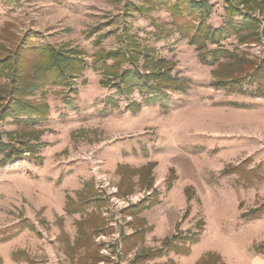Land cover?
Instances as JSON below:
<instances>
[{
    "label": "rangeland",
    "instance_id": "1",
    "mask_svg": "<svg viewBox=\"0 0 264 264\" xmlns=\"http://www.w3.org/2000/svg\"><path fill=\"white\" fill-rule=\"evenodd\" d=\"M179 1L0 0V99L32 84L24 98L47 118L0 119V264H132L143 250L156 255L144 264H177L180 253L136 236L143 224L126 210L167 197L187 172L192 199L173 234L199 232L220 257L211 264H264V0H196L215 28L231 12L261 21L255 43L207 49L187 36L193 0L172 10ZM128 69L184 86L148 104L138 88L117 92L111 78ZM87 182L100 205L59 213Z\"/></svg>",
    "mask_w": 264,
    "mask_h": 264
},
{
    "label": "trees",
    "instance_id": "2",
    "mask_svg": "<svg viewBox=\"0 0 264 264\" xmlns=\"http://www.w3.org/2000/svg\"><path fill=\"white\" fill-rule=\"evenodd\" d=\"M178 1V0H177ZM182 0L177 2L181 3ZM191 3V2H190ZM173 6L171 9L174 11H178L182 6ZM188 4L186 7L189 11L191 10L193 13L197 12L199 15L198 20L200 21L197 26H193V30H195V34L189 35L190 41L197 45V48L203 49L208 48L209 43L211 45L220 46L225 41L235 38L238 39L239 42L243 44H251L255 43L256 40L260 39V27L261 21L255 18L254 16L245 15L241 18L236 16L234 12H231L226 22L221 27H213L211 25H206L205 15L206 13H210L211 5L209 1L200 2L193 0L192 5ZM237 7V6H236ZM199 12V13H198ZM240 12V11H239ZM237 12V13H239ZM241 13V12H240ZM239 13V14H240ZM237 14V15H239ZM191 30V29H190ZM189 30V31H190ZM188 32V30H186ZM264 34V29L262 31ZM219 50H224V48H216ZM208 52H214L213 49H208ZM216 51V50H215ZM123 53V52H122ZM117 54V53H116ZM120 56V55H119ZM104 57V56H103ZM105 58V57H104ZM151 71V70H150ZM20 75V74H19ZM65 77H60L59 80H63ZM113 84L116 86L117 92L120 93H128V91L133 90L134 88H138L145 96V103H155L156 101L164 100L166 101L169 97L167 90L172 89H182L184 86L182 81L178 78H174L171 74H168L166 70L160 71H151L148 74L142 73L135 69H128L122 72V75L117 77H112ZM119 80V81H118ZM225 82H220L218 86H223ZM228 87V86H227ZM235 88V87H234ZM33 85L28 83H20L19 86L17 83L13 84L12 88L8 90V99L5 102L4 106H0V119L8 118V117H20L23 118L27 123H38L43 122V120L47 119L45 113L42 110H39L36 104H34L30 100H26L24 97L30 93H32ZM4 99H0V101H5ZM2 105V104H1ZM135 106V104H131L130 106ZM136 106H141V103ZM9 150L13 151V155L22 154L23 147L18 148L15 145L8 146ZM152 165H148L145 168H151ZM227 172V171H226ZM229 173V172H228ZM147 186H151L148 184ZM89 192V194H85L84 192ZM132 189L125 194H131ZM186 193L188 199H192V193L190 187L186 188ZM102 196L98 190L94 188V186L87 182L85 184V189H83V193L79 194L77 200L69 198V201L66 205V210L68 212H80L84 210L86 207L90 206L94 201L100 202L102 201ZM159 202L158 198H152V196L148 198H144L138 203L130 205L128 210H126L131 215L135 216V219L139 221V223L143 224L139 230H136V236L143 237L146 233L147 229L144 226V221L139 218V215L148 208H151L153 205ZM199 230H202V227L199 226ZM199 232H189L187 235L182 236L180 233L174 235L173 237L166 238L162 241V249L167 248V251H176L177 253H188L190 251L189 246H185L187 243H194L199 240ZM180 240L182 244H178ZM160 251V250H159ZM160 256L161 253H158ZM156 257L150 255V252L143 250L142 254L136 256V260L132 264H144L145 261L154 259ZM220 259L215 253H208L199 263L197 264H211L213 263L214 258ZM100 261V260H99ZM224 264V263H222Z\"/></svg>",
    "mask_w": 264,
    "mask_h": 264
},
{
    "label": "crops",
    "instance_id": "3",
    "mask_svg": "<svg viewBox=\"0 0 264 264\" xmlns=\"http://www.w3.org/2000/svg\"><path fill=\"white\" fill-rule=\"evenodd\" d=\"M192 176L193 175H191L190 172H187L185 176L183 175V180L186 181L183 182L178 179L177 182H175L170 188V190H168L167 197L161 196L157 204L153 205L151 208L145 209L139 215V218L144 221V226L147 229L145 233L147 235V238L150 237H148V234H151V237H156L158 243L162 242L166 238L174 236L172 230L173 228L177 229V226L179 225V220L181 221V219H179V216L183 214L186 207L189 205V199L186 193V188L191 184H194ZM147 191L150 190H144L141 193ZM137 195H130L126 200H128L131 196ZM158 196L160 195L158 194ZM141 197L142 196L140 195V198ZM65 205L66 202L63 201L62 207H60L61 209L59 208L58 210L59 213L62 214L65 212ZM186 215H188V211ZM126 216L127 220L130 215ZM131 219L133 218L131 217ZM194 243L195 245L189 247L190 251L188 253H180L181 258L178 260L177 264H197L207 255V252L209 250H207L206 247L203 245L205 241L202 240V238L201 240L199 239L197 242Z\"/></svg>",
    "mask_w": 264,
    "mask_h": 264
},
{
    "label": "built area",
    "instance_id": "4",
    "mask_svg": "<svg viewBox=\"0 0 264 264\" xmlns=\"http://www.w3.org/2000/svg\"><path fill=\"white\" fill-rule=\"evenodd\" d=\"M106 179V178H105ZM107 181V180H106ZM151 194V191H147V192H143V193H139L137 196H131L128 200H127V202L124 200V201H122L123 203H130L131 201H134L135 202V200H139L140 199V195L142 196V197H145V195H150ZM127 217V216H126ZM128 219H131V217L129 216L128 217Z\"/></svg>",
    "mask_w": 264,
    "mask_h": 264
}]
</instances>
